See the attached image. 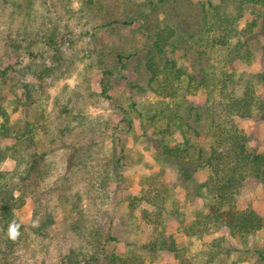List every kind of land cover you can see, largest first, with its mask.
<instances>
[{
	"label": "rangeland",
	"instance_id": "rangeland-1",
	"mask_svg": "<svg viewBox=\"0 0 264 264\" xmlns=\"http://www.w3.org/2000/svg\"><path fill=\"white\" fill-rule=\"evenodd\" d=\"M0 38V179L31 241L0 264H264V0H0ZM150 60L179 69L173 98ZM182 123L216 174L182 180ZM29 128L22 159L3 152ZM217 132L241 139L232 188Z\"/></svg>",
	"mask_w": 264,
	"mask_h": 264
},
{
	"label": "trees",
	"instance_id": "trees-1",
	"mask_svg": "<svg viewBox=\"0 0 264 264\" xmlns=\"http://www.w3.org/2000/svg\"><path fill=\"white\" fill-rule=\"evenodd\" d=\"M25 34V33H24ZM26 35V34H25ZM14 41L10 36H8L5 39V44L7 45H12L14 42H17V47L22 48L21 44L15 39ZM0 44H1V38H0ZM54 42H51L48 44V47H53ZM53 49V48H52ZM25 52L30 53L31 47L30 45L28 47H25ZM160 65V67H159ZM147 70H149L150 73L153 74V77L150 79V82H154V78L158 72V70L161 68V70L166 73L163 74L164 80L161 82L158 87L165 91V93L162 95L166 98H173L175 95L173 91L175 88L173 87V83L177 82L180 77V71L179 69H176V65L173 62L168 63V65L163 66V64H158L153 60H150L146 66ZM47 71L44 70V72H41L40 75H36L37 79L40 78L42 79L47 75ZM171 73V74H170ZM111 73H108V76H110ZM170 75L173 76V79L171 80ZM180 105V102L176 103V105ZM178 106H176L177 108ZM169 108V109H168ZM175 109H170V107H163L159 110H157L152 118L156 117H166L168 120L166 121L167 124L172 127L174 125V122L177 120V116L174 112ZM184 127H186V132L183 133ZM177 128V126H175ZM192 130V127L188 123H182L179 124V133L183 137V142L181 145H175L173 147V154L169 160L172 162L174 166L180 171L181 178L184 181L189 182L192 181L193 176H195L196 173L198 172H204L207 167L210 168L212 174H216L218 172L217 170V164L213 163V159H207L206 161H198L196 159H193L192 157L189 156V149L191 147V143L189 141L188 134ZM217 141H216V146H218L219 150L224 152L225 154V167L227 169L224 171L226 174L224 176L225 182L224 185L228 188H232L235 186L233 182V172L235 170V163L237 162L236 158H233L231 155L230 157L228 156V151L231 148V145L236 149V141H240V138H234L230 135L223 134L221 132H217ZM23 140L24 143H20L23 145V148L20 147H9L4 153L11 154V157L13 156L12 153L19 154V159H22L23 155L21 154V150L26 151L28 149V146L32 144L33 140V132L32 129L29 128L26 132H23V136L19 139ZM159 145L166 147L167 145L164 142H159ZM4 156V155H2ZM9 156V155H7ZM5 158H2L0 156V164L3 162L4 159L7 157L4 156ZM16 158V157H15ZM18 158V157H17ZM17 161V160H15ZM18 162V161H17ZM235 167V168H234ZM213 174V175H214ZM195 187V194L196 192L202 191L204 188L206 189L208 187V184H196L194 185ZM197 193V194H198ZM200 194V193H199ZM27 198V194L20 189L18 186L14 185L10 180L7 179H0V263L8 262L10 261V256L12 255L11 252L19 250L22 247L28 246L30 241L29 233L27 231V226L23 225L20 220H19V213L20 210L24 207L25 200ZM224 216L225 221L227 223L228 228H231V221L234 219V216L232 213H225ZM252 216V214H251ZM33 222L35 221L36 225H33L30 227V233L33 234V236L37 235H42L47 229H50L52 226V220L49 215H47L46 211L42 213L41 215H38L37 213L34 214ZM32 222V223H33ZM39 237V236H37ZM36 237V238H37ZM34 239V238H33ZM9 253V256L7 254ZM259 258L264 261V257L262 254L258 253ZM113 262L112 264H115Z\"/></svg>",
	"mask_w": 264,
	"mask_h": 264
}]
</instances>
